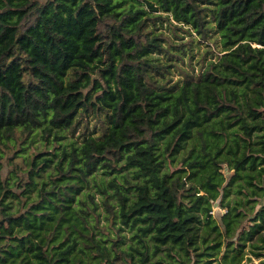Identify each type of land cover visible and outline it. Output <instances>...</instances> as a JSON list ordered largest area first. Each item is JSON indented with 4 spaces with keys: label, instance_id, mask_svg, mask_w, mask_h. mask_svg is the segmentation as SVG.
Instances as JSON below:
<instances>
[{
    "label": "trees",
    "instance_id": "trees-1",
    "mask_svg": "<svg viewBox=\"0 0 264 264\" xmlns=\"http://www.w3.org/2000/svg\"><path fill=\"white\" fill-rule=\"evenodd\" d=\"M255 259L264 0H0V264Z\"/></svg>",
    "mask_w": 264,
    "mask_h": 264
},
{
    "label": "rangeland",
    "instance_id": "rangeland-1",
    "mask_svg": "<svg viewBox=\"0 0 264 264\" xmlns=\"http://www.w3.org/2000/svg\"><path fill=\"white\" fill-rule=\"evenodd\" d=\"M169 31V30H168ZM181 32V31H180ZM185 39L184 41L188 40V36L186 35V33H184ZM194 37H196V35H194ZM175 40L180 42L179 39H177L176 36H174ZM216 35H214L213 40L208 41V42H203L201 44L198 43H194V47H193V55L191 57V63L194 64V66L196 67V72H198V70H200L201 65H203L205 63V61L209 60L210 58L215 57V55L218 54L219 50H220V46L216 45ZM189 60L186 58V61L183 65L184 68L191 70V66L189 64ZM178 75L175 74L174 75V81H176L178 79ZM173 81V82H174ZM90 126L92 128H95V119L93 118L91 120ZM97 132V131H95ZM219 211L218 207H215V211ZM251 264H262L259 260L255 259L253 263Z\"/></svg>",
    "mask_w": 264,
    "mask_h": 264
}]
</instances>
